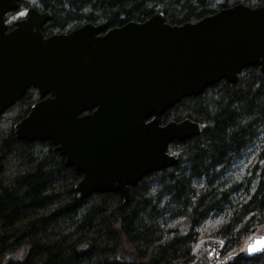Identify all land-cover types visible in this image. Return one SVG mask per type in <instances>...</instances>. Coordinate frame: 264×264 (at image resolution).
I'll return each instance as SVG.
<instances>
[{"label": "trees", "instance_id": "obj_1", "mask_svg": "<svg viewBox=\"0 0 264 264\" xmlns=\"http://www.w3.org/2000/svg\"><path fill=\"white\" fill-rule=\"evenodd\" d=\"M264 0H21L20 7L49 11L46 36L86 23L107 28L142 22L160 12L170 24ZM13 13L9 14L11 17ZM9 17V18H10ZM8 24L14 26V20ZM39 93L30 88L0 116V264H189L201 238L224 241L223 256L264 232V71L243 69L235 83L222 80L186 97L161 124L186 118L204 125L172 141L175 166L144 176L121 192L78 199L82 172L67 166L52 141L17 140L13 125ZM230 264H264V251Z\"/></svg>", "mask_w": 264, "mask_h": 264}, {"label": "water", "instance_id": "obj_2", "mask_svg": "<svg viewBox=\"0 0 264 264\" xmlns=\"http://www.w3.org/2000/svg\"><path fill=\"white\" fill-rule=\"evenodd\" d=\"M21 0H0V116L30 88L39 98L13 126L17 140L52 141L66 165L82 172L78 199L121 192L144 176L175 166L172 141L199 135L204 125L161 117L186 97L259 65L264 71V5L239 3L194 22L170 24L156 12L142 22L107 28L86 23L46 36L52 18ZM16 12L13 28L6 15ZM0 153V172L3 170ZM264 234L223 256L224 241L201 238L189 264H230L254 256Z\"/></svg>", "mask_w": 264, "mask_h": 264}, {"label": "snow or ice", "instance_id": "obj_3", "mask_svg": "<svg viewBox=\"0 0 264 264\" xmlns=\"http://www.w3.org/2000/svg\"><path fill=\"white\" fill-rule=\"evenodd\" d=\"M254 247H264V237L258 238V242L255 246L249 245L248 250L252 251V250H254Z\"/></svg>", "mask_w": 264, "mask_h": 264}, {"label": "rangeland", "instance_id": "obj_4", "mask_svg": "<svg viewBox=\"0 0 264 264\" xmlns=\"http://www.w3.org/2000/svg\"><path fill=\"white\" fill-rule=\"evenodd\" d=\"M12 115H13V112L12 110L8 113L5 114V118L8 119V123L12 122ZM261 234H264V232H262Z\"/></svg>", "mask_w": 264, "mask_h": 264}, {"label": "flooded vegetation", "instance_id": "obj_5", "mask_svg": "<svg viewBox=\"0 0 264 264\" xmlns=\"http://www.w3.org/2000/svg\"><path fill=\"white\" fill-rule=\"evenodd\" d=\"M13 15H14V14H13ZM7 17H8V16H7ZM15 19H16V18H15ZM8 110H9V109H8ZM8 110H6L5 113H6ZM5 113H4V114H5Z\"/></svg>", "mask_w": 264, "mask_h": 264}]
</instances>
